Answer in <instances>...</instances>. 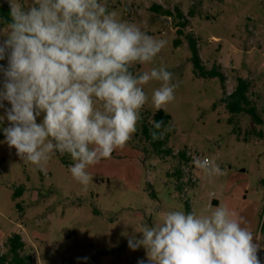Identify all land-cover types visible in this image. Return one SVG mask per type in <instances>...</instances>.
<instances>
[{
  "label": "rangeland",
  "instance_id": "obj_1",
  "mask_svg": "<svg viewBox=\"0 0 264 264\" xmlns=\"http://www.w3.org/2000/svg\"><path fill=\"white\" fill-rule=\"evenodd\" d=\"M101 2L118 19L166 41L152 63L131 71L163 65L173 73L178 87L165 107L171 118L164 147L170 151L156 152L141 131L156 110L151 95L158 81L143 86L149 102L137 131L123 148L88 169L92 179L87 185L71 176L74 162L68 155L66 163L63 156H53L44 171L20 160L15 148L3 143L5 120L0 125V253L6 237L18 232L22 253L31 256L32 264H138L141 259L147 264L145 249L131 250L122 232L160 222L168 211L204 216L223 204L262 245L257 255L264 264V0ZM0 4L10 6V0ZM153 4L178 6L188 20L183 33H177V18L157 12ZM187 34L196 39L204 66L220 67L224 81L194 74ZM239 76L249 81L247 94L262 123L245 112L231 114L225 106L223 99ZM193 155L215 161L223 175L206 176L192 164ZM18 186L22 194L14 196Z\"/></svg>",
  "mask_w": 264,
  "mask_h": 264
},
{
  "label": "clouds",
  "instance_id": "obj_2",
  "mask_svg": "<svg viewBox=\"0 0 264 264\" xmlns=\"http://www.w3.org/2000/svg\"><path fill=\"white\" fill-rule=\"evenodd\" d=\"M10 16L0 19L3 143L41 171L53 156H70L71 176L87 185L88 169L137 131L149 102L144 85L160 82L151 95L156 110L174 101L178 85L166 66L131 71L152 63L166 41L118 19L101 0H32L28 7L10 0ZM151 124L153 141L170 131L162 120ZM192 164L208 177L223 175L208 157L193 155ZM242 223L222 204L204 216L168 211L121 235L131 250L145 249L147 264H261L262 245Z\"/></svg>",
  "mask_w": 264,
  "mask_h": 264
},
{
  "label": "trees",
  "instance_id": "obj_3",
  "mask_svg": "<svg viewBox=\"0 0 264 264\" xmlns=\"http://www.w3.org/2000/svg\"><path fill=\"white\" fill-rule=\"evenodd\" d=\"M152 9L156 10L157 12H161V14L166 16H173L174 18L178 19L177 26L179 27L177 33L180 35L183 33L182 29L187 25L188 20L185 18L184 13L178 6H174L173 9L165 8L160 4H153L151 6ZM0 19L4 21H11L10 16V6L7 4H0ZM182 20V21H181ZM0 26H3L0 23ZM189 50H190V60L193 67V72L197 77L202 78H210V77H219L222 81H224L225 77L218 66H212L210 68H206L202 63L200 58L197 42L196 39L190 35H186ZM180 39L176 38L175 43H179ZM248 88H249V81L246 78L238 77L237 83L234 89L224 97L223 101L225 102V106L227 110L231 114L245 112L252 118L253 122L262 123V119L259 116L255 105L252 104L248 97ZM170 114L165 110H155L152 114V120L155 121H163L164 126L167 127L170 123ZM151 122H145L142 124V133L144 137L149 141L151 146L156 152H169L170 150L165 148V144L167 142L168 137L164 136L161 140L153 141L150 136V129L152 128ZM180 155L184 157V154L181 152ZM63 162L66 163V158L62 157ZM179 175V172H178ZM23 191V186H18L14 192V196H20ZM19 206V203H16ZM5 251L0 253V264H32L31 256L29 254L22 253L24 249V241L18 232H13L9 236L6 237L4 241Z\"/></svg>",
  "mask_w": 264,
  "mask_h": 264
},
{
  "label": "crops",
  "instance_id": "obj_4",
  "mask_svg": "<svg viewBox=\"0 0 264 264\" xmlns=\"http://www.w3.org/2000/svg\"><path fill=\"white\" fill-rule=\"evenodd\" d=\"M214 202H215V200L213 199V200H212V203H214Z\"/></svg>",
  "mask_w": 264,
  "mask_h": 264
}]
</instances>
